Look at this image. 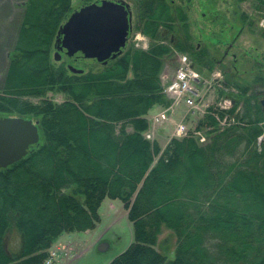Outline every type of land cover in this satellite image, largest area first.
<instances>
[{
  "label": "trees",
  "instance_id": "obj_1",
  "mask_svg": "<svg viewBox=\"0 0 264 264\" xmlns=\"http://www.w3.org/2000/svg\"><path fill=\"white\" fill-rule=\"evenodd\" d=\"M252 1L264 10V0ZM72 5L26 0L0 84V117L32 118L40 132L25 157L0 168V264H42L63 234L97 226L106 197L124 203L134 235L110 264H264L258 80L225 79L238 91L230 92L235 103L228 111L235 123L222 127L208 115L205 142L173 137L163 149L144 132L149 113L170 103L160 77L167 62L186 52L205 75L214 65L211 51L194 44L187 7L138 0L135 27L149 47L125 45L98 68L77 73L56 68L50 57ZM50 90L63 100L47 98ZM14 231L17 252L7 239Z\"/></svg>",
  "mask_w": 264,
  "mask_h": 264
},
{
  "label": "rangeland",
  "instance_id": "obj_2",
  "mask_svg": "<svg viewBox=\"0 0 264 264\" xmlns=\"http://www.w3.org/2000/svg\"><path fill=\"white\" fill-rule=\"evenodd\" d=\"M171 1L175 5L179 4L187 7L194 44L211 51L214 58L212 71H220L222 73L219 78L221 79L220 81L216 79L215 81H210L211 85L214 86L213 88H208L207 86L205 88L207 92L206 98L210 103L207 112L191 115L187 120L191 131L189 135H196L200 131L206 137L205 131L209 128L206 126L205 118L208 115L214 116L217 121V117L220 118V121H225L227 118V123L233 120V116H229V113L221 116L223 111L218 107V103H220L225 94L229 93L230 97H232L233 95L231 96L230 92H238L234 88L225 86L224 81L229 75L234 79H238V81L242 78L248 80L256 78L258 81L255 84V88L264 89V38L260 34L263 27L256 22L263 15H261V11H256L251 6L252 0H248L245 3L241 2L242 4L238 0H212L214 5L207 4L209 0ZM93 2L100 3L101 0H73L72 13ZM130 2L132 22L126 45L134 44L142 48L147 42L149 44L150 40L135 27L138 15V0H130ZM25 4L26 0H0V84L8 67L10 53L18 37ZM242 13L248 14L249 17L242 18ZM262 22L264 23V20ZM243 26H245V29L241 31ZM57 37L58 32L50 56L56 68L63 64L68 69L71 64L87 72L100 66L101 63L95 59H75L63 54L61 60H56L54 53L57 50ZM177 64L176 54L174 61L167 62L164 71L172 73ZM46 96L57 102H61L64 98V94L56 90L48 91ZM40 99V97L32 98L33 101H40ZM260 99H264V95H261ZM30 119L36 122L32 118ZM169 137V134H167V139L159 140L158 138V141L160 143L162 141L165 142ZM259 138L262 139L261 143H263L264 133ZM111 202L114 203V207L110 205ZM100 215L101 221L90 232L65 233L59 238L61 244L68 242L78 244L76 253L73 251L77 256L71 264H110L114 257L132 243L134 238L133 226L128 219V211L120 199L106 197L101 204ZM168 233L169 231H163L160 236V242L166 240ZM7 239L11 252L19 251L21 246L20 234L14 231ZM100 240H109L110 246L108 250L100 251L98 249ZM56 245L58 246L59 244L56 243L54 247Z\"/></svg>",
  "mask_w": 264,
  "mask_h": 264
},
{
  "label": "water",
  "instance_id": "obj_3",
  "mask_svg": "<svg viewBox=\"0 0 264 264\" xmlns=\"http://www.w3.org/2000/svg\"><path fill=\"white\" fill-rule=\"evenodd\" d=\"M129 5L112 0L93 2L74 11L60 26L56 60L62 54L74 58H95L107 62L126 45L131 28ZM73 72L83 69L69 65ZM40 141L39 127L31 119L20 116L0 117V168L25 157ZM109 240H102L98 249L108 250Z\"/></svg>",
  "mask_w": 264,
  "mask_h": 264
},
{
  "label": "built area",
  "instance_id": "obj_4",
  "mask_svg": "<svg viewBox=\"0 0 264 264\" xmlns=\"http://www.w3.org/2000/svg\"><path fill=\"white\" fill-rule=\"evenodd\" d=\"M179 66L173 74L164 72L162 81L165 86V92L172 99L171 104L158 111L151 117V126L146 131L147 138L153 140L157 136V132L162 127L171 126L172 136H184L189 132L186 123V117L190 114H202L207 112L210 103L206 98V86L211 87L210 81L218 80L222 75L220 71L214 72L210 79L205 78L192 64L190 58L186 54L179 57ZM184 105L183 113L178 119L181 105ZM230 98H223L218 107L221 110H228L232 107ZM219 120L220 118L217 117ZM222 125L227 123L220 121ZM204 140V137H202ZM77 243L59 244L50 250L49 256L42 264H71L77 254Z\"/></svg>",
  "mask_w": 264,
  "mask_h": 264
},
{
  "label": "flooded vegetation",
  "instance_id": "obj_5",
  "mask_svg": "<svg viewBox=\"0 0 264 264\" xmlns=\"http://www.w3.org/2000/svg\"><path fill=\"white\" fill-rule=\"evenodd\" d=\"M102 1V0H101ZM113 1H118V2H122V3H125V4H127V5H129V10H131V12H132V8H131V2H130V0H113ZM248 0H244V1H242V2H247ZM242 4V3H241ZM251 5H252V3H251ZM261 15H263V16H261V18L260 19H258L256 22H258V24L260 25V26H262L263 27V29H264V23L262 22L263 20H264V11L263 10H261ZM245 26H243L242 27V29H241V31L243 30V29H245L244 28ZM240 31V32H241ZM261 100V102H262V104L264 105V99H260Z\"/></svg>",
  "mask_w": 264,
  "mask_h": 264
},
{
  "label": "crops",
  "instance_id": "obj_6",
  "mask_svg": "<svg viewBox=\"0 0 264 264\" xmlns=\"http://www.w3.org/2000/svg\"><path fill=\"white\" fill-rule=\"evenodd\" d=\"M158 109H159V108L153 110L151 113L156 112ZM151 113H150V114H151ZM167 133H168V130H167V129H166V130H162L161 133L159 134V137H158L159 140H160V139H162V140H163V139H167ZM158 142H159V141H158ZM162 142H163V144H162ZM162 142H161V143L159 142V144H160L161 147L164 149L165 146H166V144H167V143H166L167 141H165V142L162 141ZM112 201H114V200H112ZM110 205H111L112 207H114V203L111 202ZM132 241H133V240H132ZM130 244H131V243H130ZM128 246H129V245H128ZM128 246H127V247H128ZM127 247H126V248H127ZM126 248H125V249H126ZM125 249H124V250H125ZM124 250H123V251H124ZM121 252H122V251H121Z\"/></svg>",
  "mask_w": 264,
  "mask_h": 264
}]
</instances>
